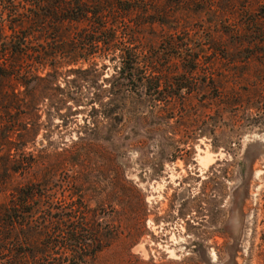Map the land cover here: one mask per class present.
Masks as SVG:
<instances>
[{
    "label": "rangeland",
    "instance_id": "rangeland-1",
    "mask_svg": "<svg viewBox=\"0 0 264 264\" xmlns=\"http://www.w3.org/2000/svg\"><path fill=\"white\" fill-rule=\"evenodd\" d=\"M82 1L110 28L64 23V38L80 36L77 65L34 64L41 79L0 95V264L59 261L46 214L79 197L100 245L84 264H264L255 17L242 0H142L141 12L129 0ZM12 202L27 224L8 231Z\"/></svg>",
    "mask_w": 264,
    "mask_h": 264
},
{
    "label": "trees",
    "instance_id": "trees-1",
    "mask_svg": "<svg viewBox=\"0 0 264 264\" xmlns=\"http://www.w3.org/2000/svg\"><path fill=\"white\" fill-rule=\"evenodd\" d=\"M129 1L133 4L128 9L129 12H141L145 9L142 0ZM232 2L233 0L230 1ZM97 8L93 1L87 4L82 0H0V95L7 99L14 97L13 83L21 77L41 79L37 75L38 67L42 70L46 66L53 70L70 67L69 70H72L82 58L77 50L80 36L73 33L64 38L60 30L64 23L79 24L81 21L88 22L90 32L109 29L110 23L96 14ZM240 12L252 13L255 18L251 19V26H259L255 33L252 32L254 41L250 44L260 47L254 60L259 65L260 73L264 75V0H242ZM79 13H91V16ZM86 42L89 44L87 53H92L95 48L94 40L87 39ZM62 45H69L72 51L60 52ZM32 46L39 50L29 53ZM34 64L38 67L32 69ZM136 67L137 63L129 60L122 69L126 68L128 74H131ZM47 75L48 72L44 77ZM13 106L14 103L10 101L3 104L4 109ZM21 201L24 202V199ZM76 201L78 204L70 205L68 209L51 207L54 212L48 211L46 214L50 225L46 245L53 252L51 255L57 254L54 253L56 250H62L60 262L50 257L49 264H64L68 261L72 264H84L87 260L93 261L95 253L100 251L96 231L88 232L84 229L88 224L87 209L80 197ZM3 216L9 220L8 231L15 224H27L26 217L20 215L19 206L13 202L4 209ZM136 237L135 232L132 240ZM90 242L94 244V248L87 255L85 252Z\"/></svg>",
    "mask_w": 264,
    "mask_h": 264
},
{
    "label": "bare ground",
    "instance_id": "bare-ground-1",
    "mask_svg": "<svg viewBox=\"0 0 264 264\" xmlns=\"http://www.w3.org/2000/svg\"><path fill=\"white\" fill-rule=\"evenodd\" d=\"M201 162H202V164H204V165H205V164H206V162H207V158H202V159H201Z\"/></svg>",
    "mask_w": 264,
    "mask_h": 264
}]
</instances>
